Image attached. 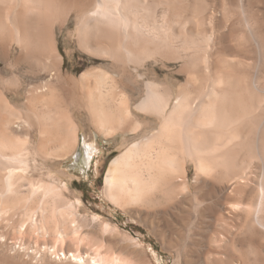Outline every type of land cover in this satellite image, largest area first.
<instances>
[{"label": "bare ground", "instance_id": "1", "mask_svg": "<svg viewBox=\"0 0 264 264\" xmlns=\"http://www.w3.org/2000/svg\"><path fill=\"white\" fill-rule=\"evenodd\" d=\"M206 9L205 0H196L195 5L189 0H0V76L7 67L19 71L21 65H26L31 82L38 81L30 88L28 103L40 106L23 114L0 90V225L8 222L7 226L17 234L53 236L56 242L64 243L70 234L68 242L84 241L77 228L76 208L62 197L66 187L35 180L30 174L37 168L36 158L46 161L51 146L68 153L79 145L80 127L55 104L58 86L84 91L82 100L87 113L106 137L117 134L127 120L137 115L118 88L120 76L108 67L119 74L133 72L144 82L147 75L141 72L150 66V60L185 59L182 69L188 75V83L176 95L168 87L146 84L145 97L136 109L158 119L161 125L152 135L127 146L112 161L104 190L110 202L118 207H149L159 195L166 198L174 190L182 193L190 187L188 163L194 165L196 182L202 188H207L209 179H228L234 183L233 190L245 191L252 181L248 171L254 164H259L264 173V115L258 112L263 111L264 99L252 94L260 85H244L237 77L222 74L213 66L214 58L209 53L188 55L215 41L210 31H204L199 43L189 29L191 24L204 23ZM73 18L76 30L67 43L71 49L68 57L80 55L75 50L78 47L90 58L89 62L109 61L108 67L89 69L80 77L76 71L86 61L66 68L59 33L69 30ZM177 40L183 45L182 51L175 46ZM158 71L157 66L154 72ZM44 76L50 79L39 82ZM17 78L6 81L22 89L26 80ZM198 80L201 85L191 87ZM33 119L40 125L41 139L36 147L28 133ZM22 128L26 130L24 138L17 135ZM140 129L141 125L135 123L130 130L136 133ZM85 149L89 160L98 155L88 142ZM260 186L256 208L244 200L208 204L197 196L191 208L204 216L226 211L243 213L245 220L253 218L264 228V218L254 216L264 211V183ZM208 191L223 194L226 190L213 186ZM214 243L220 244L218 239ZM101 248L71 252L47 247L35 259L41 264L136 262L109 255Z\"/></svg>", "mask_w": 264, "mask_h": 264}, {"label": "rangeland", "instance_id": "2", "mask_svg": "<svg viewBox=\"0 0 264 264\" xmlns=\"http://www.w3.org/2000/svg\"><path fill=\"white\" fill-rule=\"evenodd\" d=\"M189 1L192 5L196 4V0ZM205 4L207 9L204 23L191 24L189 29L195 39L198 38L199 43L202 42L201 33L204 31H210L209 34L212 33L215 41L210 46L204 44L196 48L188 55L190 57L198 54L204 56L209 53L208 55L214 58L212 61L215 69H219L224 75L237 77L244 85L253 82L256 86L259 84V90L253 89L252 94L254 98L258 96L264 99V83H262V80L264 82V0H205ZM161 12L159 11L157 15L158 21H160ZM75 30L76 21L73 18L69 30L63 34L59 33V44L66 57V68L86 61L87 64L76 71V75L80 77L89 69L108 67L109 61L99 60L95 64L89 62L90 58L78 47H75V50H78L80 55L71 59L68 57L71 49L67 43L70 34ZM178 40L175 46L182 51L183 45ZM149 63L147 71L141 70L142 74L146 73L148 76L144 77V82L133 72L119 74L108 67L112 73L120 76L118 88L125 94L132 110L137 114L127 120L122 129L113 136L102 135L89 117L82 100L84 92L82 89L69 86H58L55 89L57 96L55 104L80 127L79 145L68 153L59 151L57 146H51L48 149L46 161L36 158L37 168L31 172L30 176L35 180L57 182V186L66 187L67 190L63 191L62 197L76 208L77 228L85 239L78 243L70 240L68 242V238L70 236L72 238L69 232L70 235L64 243L56 242L53 236L17 234L13 228L7 226L8 222H4L0 225V264H41L37 262L35 256L39 258L40 253L47 247L48 249L56 247L60 251L72 252L81 249L89 252L90 249L94 250L99 246L104 253L127 257L131 261H136H132L134 264H229L238 261L244 264H264V228L257 225L253 218L248 222L243 213L234 214L230 211L204 216L191 208L194 196L205 199L208 204L219 202V204H225L244 200L246 205L256 208L260 185L264 183V173L259 168V164H254L255 167L248 171L252 181L245 191L233 190L234 183L228 179L221 180L222 182L209 179L207 188H202L196 182L194 165L188 163L190 187L182 193L174 190L166 198L164 195H159L154 205L150 204L149 207L148 205L147 207L146 205L118 207L107 199L104 191L105 181L112 161L124 153L127 146L152 135L161 125L158 119L136 109L145 97L146 84L154 83L159 88L168 87L176 95L178 90L188 83V75L182 69L185 59L159 60L158 62L152 59ZM157 66L159 71L154 72ZM20 68L21 70L18 71L7 67L6 73L0 76V90L4 91L12 105L24 114L40 108L39 105L34 106L28 103L30 88L37 85L38 81L31 82L29 78L32 76L31 71L26 65H21ZM197 76L200 77L199 74ZM14 77H18L19 81L26 80L22 89L6 81ZM49 79L44 76L39 82H46ZM199 82L198 80L191 87L198 88L201 85ZM258 112L264 115V106L263 111ZM37 123L38 121L33 119L28 131L34 141L33 147L38 146L41 139L40 125ZM135 123L140 124L141 129L132 133L130 129ZM17 135L24 138L26 130L20 129ZM85 142L92 144L98 151V155L92 160L87 157ZM213 186L216 189L224 188L226 191L223 194L210 193L208 189ZM257 215L259 218H264V211L254 214L255 217ZM215 236L221 247L214 243L217 240L214 239ZM45 264L52 263L47 261Z\"/></svg>", "mask_w": 264, "mask_h": 264}]
</instances>
